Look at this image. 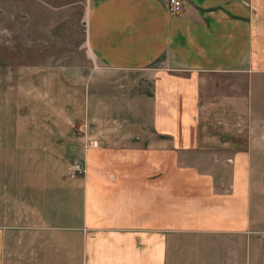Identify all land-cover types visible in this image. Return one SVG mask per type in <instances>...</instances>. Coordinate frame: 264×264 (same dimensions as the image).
<instances>
[{"label":"crops","instance_id":"obj_1","mask_svg":"<svg viewBox=\"0 0 264 264\" xmlns=\"http://www.w3.org/2000/svg\"><path fill=\"white\" fill-rule=\"evenodd\" d=\"M86 39L104 68L166 73L89 94L82 174L0 159V264H264V0H94Z\"/></svg>","mask_w":264,"mask_h":264},{"label":"rangeland","instance_id":"obj_2","mask_svg":"<svg viewBox=\"0 0 264 264\" xmlns=\"http://www.w3.org/2000/svg\"><path fill=\"white\" fill-rule=\"evenodd\" d=\"M93 1L0 0L1 160H43L49 172L62 169L65 178L77 176L72 167L81 161V146L91 143L88 132L104 129L88 121L89 94L101 99L139 94L145 89L139 86L145 76L166 73L160 64L137 72L104 68L86 39ZM175 73L179 79L188 75L182 70ZM195 79L200 82V75ZM122 85L127 89L119 91ZM90 105L97 111L94 115L103 119L102 105L92 100ZM23 130L28 135L42 130L49 139L32 133V137H23ZM41 137L52 144L47 152H40L36 144L31 150L17 148L8 157L14 141L35 142ZM260 254L264 258V252Z\"/></svg>","mask_w":264,"mask_h":264},{"label":"built area","instance_id":"obj_3","mask_svg":"<svg viewBox=\"0 0 264 264\" xmlns=\"http://www.w3.org/2000/svg\"><path fill=\"white\" fill-rule=\"evenodd\" d=\"M183 0H168V10L170 13H176L180 10ZM73 175L82 174L84 168L80 163H75L72 167Z\"/></svg>","mask_w":264,"mask_h":264}]
</instances>
